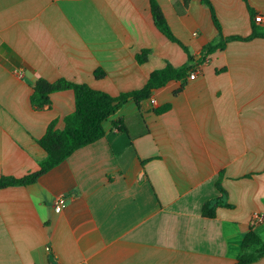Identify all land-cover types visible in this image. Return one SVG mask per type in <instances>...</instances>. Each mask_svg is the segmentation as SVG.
Returning <instances> with one entry per match:
<instances>
[{
  "label": "crops",
  "instance_id": "0c3cea01",
  "mask_svg": "<svg viewBox=\"0 0 264 264\" xmlns=\"http://www.w3.org/2000/svg\"><path fill=\"white\" fill-rule=\"evenodd\" d=\"M157 1L198 59L218 36L210 10L200 0ZM211 2L226 37L249 36L254 22L264 28V0H248L254 16L243 0ZM187 61L155 26L150 0H0V175L38 171V140L75 111L72 90L34 108L39 79L116 97ZM194 72L178 94L182 83L172 81L141 108L129 98L104 121L105 137L36 183L0 189V264H235L252 228L264 239V38L232 41ZM222 171L234 208L204 218Z\"/></svg>",
  "mask_w": 264,
  "mask_h": 264
},
{
  "label": "trees",
  "instance_id": "16d2710c",
  "mask_svg": "<svg viewBox=\"0 0 264 264\" xmlns=\"http://www.w3.org/2000/svg\"><path fill=\"white\" fill-rule=\"evenodd\" d=\"M200 1L210 10L218 36L214 41L203 47L200 57L196 59L190 49L174 35L159 2L157 0H150L155 26L170 41L182 47L188 55V61L180 67H175L168 63L164 68L153 71L145 87L140 90L123 93L115 97L106 92L96 90L88 84H78L66 79H60L55 82L39 79L34 84L30 97L34 108L42 110L45 107H50L51 95L53 93L72 90L75 95V111L65 118L63 130H58L56 123L52 122L45 135L38 140V144L46 152V157L39 161V170L23 177L0 175V189L34 184L42 175L66 161L78 149L93 144L105 137L104 121L115 115L129 98L133 99L141 108L142 102L149 99L155 90L165 87L172 81H180L182 83L180 89L176 92L178 94L185 89L190 73L200 70L209 61L212 54L225 50L228 43L232 41L248 42L256 38H264V28L258 27L255 22L252 24V33L247 37L224 36L222 26L211 0ZM243 1L247 4L249 12L254 16V10L249 5L248 0ZM189 2L190 0H185L186 4ZM151 53V49L142 50L137 55L138 62L140 64L146 63ZM103 76L104 72H96L97 78ZM170 108V104L165 105L158 108L156 113H164ZM223 179L224 172L222 171L216 182V187L220 194L203 205L202 215L204 218H215L218 208H234L229 202L227 190L223 187ZM262 258H264V239L252 228L244 237L240 254L235 264H252Z\"/></svg>",
  "mask_w": 264,
  "mask_h": 264
},
{
  "label": "built area",
  "instance_id": "2783aa9c",
  "mask_svg": "<svg viewBox=\"0 0 264 264\" xmlns=\"http://www.w3.org/2000/svg\"><path fill=\"white\" fill-rule=\"evenodd\" d=\"M255 21H256V22H261V21H262V17H261V16H256ZM196 75H197V73L194 72V71H192V72L190 73L189 77H190L191 79H193V78L196 77ZM65 203H66V199H65V197H63V196H62V197H59V198L57 199V202H56V205H57V206H56L55 211H56L57 213H60L61 210H62V208L64 207ZM253 222H254V224H260V223L263 222V217H262L260 214H256V215H254V217H253ZM51 251H52L51 248L48 247V252H49V253H52Z\"/></svg>",
  "mask_w": 264,
  "mask_h": 264
},
{
  "label": "water",
  "instance_id": "95a60500",
  "mask_svg": "<svg viewBox=\"0 0 264 264\" xmlns=\"http://www.w3.org/2000/svg\"><path fill=\"white\" fill-rule=\"evenodd\" d=\"M117 104V103H116Z\"/></svg>",
  "mask_w": 264,
  "mask_h": 264
}]
</instances>
